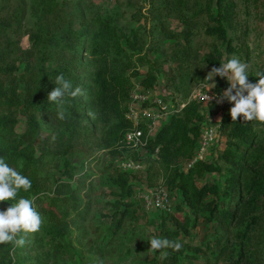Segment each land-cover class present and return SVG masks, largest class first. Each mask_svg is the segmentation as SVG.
Returning <instances> with one entry per match:
<instances>
[{
  "label": "rangeland",
  "instance_id": "374dc122",
  "mask_svg": "<svg viewBox=\"0 0 264 264\" xmlns=\"http://www.w3.org/2000/svg\"><path fill=\"white\" fill-rule=\"evenodd\" d=\"M32 1L12 0L9 15L14 18V23L9 37L21 50L32 54L37 86L46 83V73L60 70L71 59L69 55L62 57L57 47L70 26L79 27L80 24L88 23L97 13L107 14L114 16L125 32L136 31L144 43L141 51L144 59L141 62L140 57L134 58L132 64L139 76L133 78L131 95L143 92L155 102L163 101L170 112L168 120L154 128L156 130L147 147L137 153V159L132 156H124L122 161L118 157L112 158L104 143V128L97 121V112L86 106L90 97L85 88L91 85L89 78L94 73V67L89 56L81 53L78 65L84 77L81 83L84 94L80 97L84 105L83 123L89 131L85 135L82 129L81 146H75L68 158L77 166L74 186H84L88 196L83 197V213L72 219V236L69 238L72 251L52 256L49 264H162L164 255L161 252L164 250H149V240L154 236L163 238L162 229L172 226V216H184L178 210L182 204L180 194L167 186L170 169L191 168L193 165L190 167V164L195 159L198 162L215 163L221 171L207 174L205 179L198 181V186H217L224 193L229 185L227 179L231 175L230 164L223 158L227 140L220 134V125L222 118L230 114L233 105L228 101L217 103L215 99L209 103L205 99L207 94H222L229 82L227 78L219 76L214 78L215 84L213 81H205L212 68L205 57L213 49L219 48L225 53L223 63L227 62V57L229 60L235 56L249 65V81L258 80L256 73L264 72V0H221L220 5L219 0H57V11L43 17L42 21L38 19L40 15L35 14ZM208 3L213 6L215 14L227 30L233 49L231 54H226L227 47L222 41L206 34V28L214 26L205 13ZM34 34L41 36L39 43L33 39ZM147 59L155 63L153 71L157 75V82L148 89L142 85L148 72ZM13 63L17 67L18 80H21L26 67L24 59L15 56ZM20 86L23 88L24 83L20 82ZM193 107L203 116V122L200 124L201 136L191 162L180 163L175 154V143L162 144L151 153L150 142L158 136L171 117H185ZM90 111L95 118L88 115ZM37 118L44 136L58 129L55 120L47 112H41ZM19 121L17 131L24 133L27 128L25 117L20 116ZM189 123L191 126L199 124L193 121ZM206 138L209 142L204 146ZM54 149L55 146H52ZM130 159L141 166L139 170L129 171L135 189L130 201L138 219L124 220L121 229L113 234L112 226L116 224L113 203L118 197L113 194L117 188L109 180L119 170L125 171L122 164ZM151 165L155 166L153 170H150ZM49 170L59 175L62 170L61 160H56ZM251 174L263 176L264 165L251 169ZM159 190L167 193L168 202L162 206H157V199L153 200L152 193ZM242 197L249 198L245 193ZM214 198L211 194L207 200ZM123 209L121 207L120 210ZM203 217L204 214L199 215L197 225L190 226L188 237L182 236L190 249L177 264H264V239L248 244L246 241L243 250L234 235L239 230L250 231L253 226L259 236L264 235V196L252 203L241 222L233 219L230 234L222 228L218 218L208 223ZM254 221L259 223L254 225ZM36 234H30L32 241ZM219 239L222 242L219 243ZM240 249L244 257L236 258V252ZM46 251L49 248L42 252Z\"/></svg>",
  "mask_w": 264,
  "mask_h": 264
},
{
  "label": "trees",
  "instance_id": "16d2710c",
  "mask_svg": "<svg viewBox=\"0 0 264 264\" xmlns=\"http://www.w3.org/2000/svg\"><path fill=\"white\" fill-rule=\"evenodd\" d=\"M11 4L12 0H0V157L28 177L32 187L28 191L19 190L15 200L0 202V211L6 210L21 197L31 199L43 222L33 241L30 236L32 233H21L26 240L23 246L12 243L0 245V264H49L52 256L57 257L72 251L69 242L72 236V219L83 213V197L88 196L84 186H74L77 166L68 158L75 146H81L82 129L88 135L89 128L83 123L84 105L80 96L66 98L67 118L59 120L55 114V104L47 99L48 93L56 87L53 81L57 75L63 73L72 81L74 87H81L84 77L79 72L78 63L81 53L88 55L94 73L89 78L91 85L85 88L90 97L86 104L87 109L89 106L97 112V121L104 128V143L112 158L118 157L122 161L124 156H132L137 159L138 154L125 145L124 136L131 129L126 113L131 102L133 78L139 76L133 70L132 64L134 58L140 57L141 62L144 59L141 54L144 43L136 31L129 33L120 28L114 16L97 13L88 23L80 24L79 27L70 26L57 47L62 57L69 55L71 59L60 70L46 73V83L37 86L32 54L21 50L9 37L14 23V18L9 15ZM220 4L221 0L218 1V5ZM32 7L42 21L43 17L57 11L58 2L33 0ZM205 13L210 24H214L206 28V34L222 41L227 47L226 54L233 53L227 30L210 3L207 4ZM33 39L39 43L41 36L34 34ZM15 56L22 57L26 65L21 80H18L17 67L13 63ZM224 57L225 53L215 48L205 59L209 66L219 67ZM146 64L148 72L142 85L148 89L157 82V75L153 71L155 63L147 59ZM20 82L24 83L23 88ZM256 82L258 80H253V83ZM41 112L51 115L58 126L57 130L46 136L43 135L45 133L37 118ZM22 115L27 128L24 133H19L17 127ZM190 121L199 124L191 126ZM202 122L203 116L196 107L191 108L185 117L172 116L158 136L150 142V152L154 153L162 144L175 143V154L180 163H190L201 136ZM220 134L227 140L223 158L230 164L231 169V175L227 179L229 185L224 193L217 186H198V181L205 179L207 174L221 171L215 163L199 161L185 170L179 167L170 169L167 186L180 194L182 204L178 206V210L184 216H172V226L164 227L162 234L163 238L180 241L183 247L179 251L164 249L167 255H164L162 264H177L181 256L190 249L182 236L190 235V226L197 225L199 215L204 214L203 218L208 223L218 218L222 228L230 234L233 219L241 222L251 209L252 203L264 196V175L251 174V169L264 165V122L244 121L242 116L237 121H232L231 115L227 114L221 120ZM52 146H55L54 150ZM58 159L62 165L59 175L49 170ZM154 168L155 166H150V170ZM130 175L129 171L119 170L109 180L117 188V192L113 194L118 197L113 203L116 209L113 215L116 219L115 226H112L113 234L121 229L124 220L138 219L130 201L135 194ZM243 193L249 198L242 197ZM211 194L215 198L207 200ZM221 196H224L222 200ZM121 207L124 209L120 210ZM239 212L241 214L237 216ZM192 216L195 217L194 220ZM253 223L257 225L259 221ZM234 235L243 250L246 241L248 244L264 239V235L259 236L254 226L250 231L239 230ZM218 241L220 243L222 239ZM46 248L49 251L43 253ZM236 253V258L243 255L241 249Z\"/></svg>",
  "mask_w": 264,
  "mask_h": 264
},
{
  "label": "clouds",
  "instance_id": "9594fccd",
  "mask_svg": "<svg viewBox=\"0 0 264 264\" xmlns=\"http://www.w3.org/2000/svg\"><path fill=\"white\" fill-rule=\"evenodd\" d=\"M248 68L247 63L235 56L226 63H220L219 67L213 66L205 81H213L215 84L214 78L219 76L227 78L229 87L219 96L207 94L205 99L209 103L213 99L217 103L224 101L231 103L233 105L230 109L232 121H237L242 116L244 121L264 122V72H257L258 82L253 83L249 81ZM53 82L56 87L48 93L47 99L55 104L56 117L59 120H65L67 118L66 98H76L84 93L81 87H74L72 81L67 79L63 73L57 75ZM88 115L95 118L91 111ZM31 187L32 184L28 177L11 167L5 158L0 157V202L15 200L19 190L28 191ZM33 203V200L21 197L17 202L11 203L6 210L0 211V245L12 243L15 246H23L26 240L21 233H34L40 230L43 220ZM149 242L151 251L169 248L179 251L183 247L178 240L155 236ZM161 254L167 255L166 252H161Z\"/></svg>",
  "mask_w": 264,
  "mask_h": 264
},
{
  "label": "built area",
  "instance_id": "2783aa9c",
  "mask_svg": "<svg viewBox=\"0 0 264 264\" xmlns=\"http://www.w3.org/2000/svg\"><path fill=\"white\" fill-rule=\"evenodd\" d=\"M131 106L126 114V119L131 123V129H129L124 136L125 145L133 152L138 153L142 149L146 148L149 139L152 137L154 128L158 127L162 121H167L170 112L163 103V101H153L143 92L140 94L131 95ZM211 137V135H209ZM208 139L204 140V146L208 145ZM201 161V160H199ZM195 159L190 167L197 163ZM122 167L125 171L131 169L139 170L141 166L135 163L133 160L124 161ZM153 200L157 199V206H162L167 203V193L165 190H159L153 192Z\"/></svg>",
  "mask_w": 264,
  "mask_h": 264
}]
</instances>
